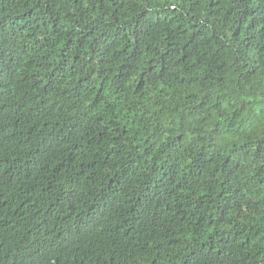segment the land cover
<instances>
[{
	"label": "trees",
	"instance_id": "16d2710c",
	"mask_svg": "<svg viewBox=\"0 0 264 264\" xmlns=\"http://www.w3.org/2000/svg\"><path fill=\"white\" fill-rule=\"evenodd\" d=\"M0 264H264V0H0Z\"/></svg>",
	"mask_w": 264,
	"mask_h": 264
}]
</instances>
